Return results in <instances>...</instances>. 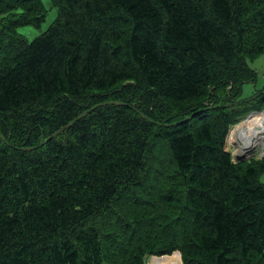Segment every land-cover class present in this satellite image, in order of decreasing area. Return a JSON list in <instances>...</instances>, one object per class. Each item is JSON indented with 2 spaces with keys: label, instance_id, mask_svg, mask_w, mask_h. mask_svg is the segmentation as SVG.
Segmentation results:
<instances>
[{
  "label": "trees",
  "instance_id": "trees-1",
  "mask_svg": "<svg viewBox=\"0 0 264 264\" xmlns=\"http://www.w3.org/2000/svg\"><path fill=\"white\" fill-rule=\"evenodd\" d=\"M53 2L56 20L29 41L18 28L41 27L42 0H0V15L21 9L0 31V264L176 251L183 264H264V157L235 161L230 147L264 104V90L241 98L264 53V0ZM91 94L107 100H80ZM160 143L175 173L163 188L144 179ZM151 188L131 224L128 197Z\"/></svg>",
  "mask_w": 264,
  "mask_h": 264
},
{
  "label": "rangeland",
  "instance_id": "rangeland-1",
  "mask_svg": "<svg viewBox=\"0 0 264 264\" xmlns=\"http://www.w3.org/2000/svg\"><path fill=\"white\" fill-rule=\"evenodd\" d=\"M42 2L44 3L45 9H46V20L42 23L41 27H36L33 25H28V26H22L20 28H18V35L23 36L25 38H27L29 41L34 40L37 36H39L40 34H42L43 32L47 31L49 29V27L54 23V21L56 20L57 16H58V7L55 6L53 0H42ZM21 12V9H16L13 12H6L4 14L0 15V31L4 28L5 23L7 22V20H10L14 17H17L19 15V13ZM249 64L250 66L257 72V79L255 82H247L244 84L243 86V94L241 96L242 99H251L253 98L256 93H258V91H262L264 90V53L259 56L258 58L254 59V60H249ZM103 96H97L94 94H91L90 96H86L83 97L82 100L84 103L86 104H91V103H95L98 104L99 102H103L107 99L102 98ZM231 105V104H229ZM256 112H259V116H260V124H264V104L261 105L259 108L249 111L248 113H246L244 116H242L238 122H236V124L232 127V131H235V129L242 123H244L245 121H247V118L251 115L254 114ZM232 133V132H231ZM260 142H263L262 140H260L256 145H258ZM263 145L260 144L258 146H256L252 151L247 153V157L245 160H249L252 159L254 157H259V159H261V151L263 149L262 147ZM230 147H231V151L233 153L234 156V160L238 161L242 159V153H240L239 151V147L234 144V143H230ZM174 167H173V161L171 159V155L169 153V149L167 144L165 143H160V145L157 147L156 151L153 153H151L149 155L148 158V168L145 172L144 175V179H149L150 181H152L155 184V187H167L169 185H171L174 180ZM262 179L264 181V172L262 173ZM262 181V182H263ZM154 188L148 189V190H141L138 191L136 193L135 196H130L128 197L127 201H130L129 204L125 207V214H126V219L127 221H130L131 224H133V222L135 223L134 219H136V215H132V211L140 208L143 209L145 206H143V204L146 203H141V202H136V201H152L155 200L157 197L156 193H151L150 191L153 190ZM143 206V207H142ZM146 209V208H144ZM165 206L163 205H159V207L155 210L154 212V216L156 217V221H162V219H158L161 218L160 215L162 214V212L165 210ZM114 223V227H111V229L114 228V230L117 229V231H122V228H116L115 226L118 224L116 222ZM160 230L157 229V232L159 233ZM127 234V233H126ZM125 234V235H126ZM179 252V251H176ZM181 253V252H179ZM178 254V253H175ZM174 254H166V255H156V254H150L146 257L145 261L146 264H160V258L165 257L166 259L173 257ZM175 264H183V259L182 262H178L177 258H176V262Z\"/></svg>",
  "mask_w": 264,
  "mask_h": 264
},
{
  "label": "bare ground",
  "instance_id": "bare-ground-1",
  "mask_svg": "<svg viewBox=\"0 0 264 264\" xmlns=\"http://www.w3.org/2000/svg\"><path fill=\"white\" fill-rule=\"evenodd\" d=\"M237 129L238 130L232 131V143L236 144L238 139L242 140L243 146L247 147V145H249L247 147L249 148L247 153L260 144L263 145L262 147L264 150L263 142L256 145L260 140L264 141V124H260L259 112L251 114V116L247 118V121L242 123V125L240 124Z\"/></svg>",
  "mask_w": 264,
  "mask_h": 264
},
{
  "label": "water",
  "instance_id": "water-1",
  "mask_svg": "<svg viewBox=\"0 0 264 264\" xmlns=\"http://www.w3.org/2000/svg\"><path fill=\"white\" fill-rule=\"evenodd\" d=\"M251 116V115H250ZM235 130H238L237 128L235 129ZM238 138V137H237ZM237 145H238V147H239V151H240V153H242V159L241 160H245L246 159V157H247V150L249 149V148H247L249 145H247V147H245V146H243L242 145V140H240V139H238V141H237V143H236ZM175 253H178V252H174L173 254H175ZM178 255V254H177Z\"/></svg>",
  "mask_w": 264,
  "mask_h": 264
},
{
  "label": "crops",
  "instance_id": "crops-1",
  "mask_svg": "<svg viewBox=\"0 0 264 264\" xmlns=\"http://www.w3.org/2000/svg\"><path fill=\"white\" fill-rule=\"evenodd\" d=\"M261 176H262V175H261ZM261 179H262V177H261ZM262 181H263V180H262ZM263 183H264V181H263ZM178 254H179V259H180V261L182 262V254L179 253V252H178ZM179 259H178V260H179Z\"/></svg>",
  "mask_w": 264,
  "mask_h": 264
},
{
  "label": "built area",
  "instance_id": "built-area-1",
  "mask_svg": "<svg viewBox=\"0 0 264 264\" xmlns=\"http://www.w3.org/2000/svg\"><path fill=\"white\" fill-rule=\"evenodd\" d=\"M260 153H261V156L264 157V150L263 149H262V151Z\"/></svg>",
  "mask_w": 264,
  "mask_h": 264
}]
</instances>
